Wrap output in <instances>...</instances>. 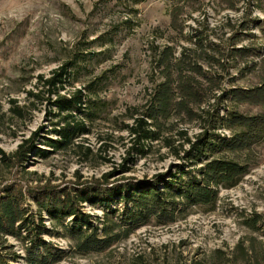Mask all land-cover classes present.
I'll return each mask as SVG.
<instances>
[{"label":"rangeland","instance_id":"obj_1","mask_svg":"<svg viewBox=\"0 0 264 264\" xmlns=\"http://www.w3.org/2000/svg\"><path fill=\"white\" fill-rule=\"evenodd\" d=\"M218 1L180 0L184 18L181 33L188 34L192 26H197L195 19L201 21L206 15L208 26L214 28L210 38L217 42L230 33L226 17L236 22L249 11L251 17L261 19L249 28L257 36L264 56V0H233V9L224 7L227 4L219 5ZM175 2L0 0V150L11 156L32 131L42 127L45 132L52 127L45 112L46 101L27 98L26 91H39L38 76H48L53 69L73 59L75 52H79L77 62L61 93L88 87L85 93L99 105L97 110L92 106L83 118L88 132L65 148L45 157L31 153L19 168L2 161L0 153L1 185L14 180L23 189L46 182L66 185L76 181L78 175L80 180H88L110 171H115L111 181L149 178L179 162L162 138L151 142L146 156L123 161L130 145L125 125L132 122L135 109L141 110L153 85L160 81L158 70L154 69L151 44L168 43L175 47L176 53L182 45L191 46L189 40L170 26L168 9ZM250 40L240 38L237 44H248ZM230 72L237 75L234 69ZM247 77L256 81L253 75ZM249 79L237 78L234 82L224 79L222 86H245ZM17 106L22 109L21 116L13 110ZM240 109L258 110L251 106ZM170 123L175 121L172 119L163 126L161 137H168L175 146L178 143L175 133L180 126L174 125L170 130ZM185 126L191 137L199 131L194 122ZM251 154L258 164L238 185L219 190L213 210L188 208L176 212L175 219L167 224L152 218L105 249L86 254L77 253L69 236L61 228H54L51 234L43 235L59 255L53 264H227L235 244L240 239L244 244L249 242L250 231L242 216L252 210L264 212V141ZM122 163L129 169L122 172L119 166ZM28 202L35 212L32 199L28 198ZM82 210L106 220L101 208L84 204ZM42 216L45 225L52 229V222L44 212ZM123 233L124 229L120 234ZM6 245L11 253L19 255L11 264H26L21 242L8 237Z\"/></svg>","mask_w":264,"mask_h":264},{"label":"trees","instance_id":"obj_2","mask_svg":"<svg viewBox=\"0 0 264 264\" xmlns=\"http://www.w3.org/2000/svg\"><path fill=\"white\" fill-rule=\"evenodd\" d=\"M179 3L176 0L168 9L170 26L191 46L182 45L176 53L168 43L151 44L160 81L153 85L141 110L135 109L132 122L125 125L130 145L123 160L126 163L135 156H146L151 142L162 138L179 162L149 178L111 181L115 171H110L88 180H80L78 175L76 181L66 185L46 182L23 189L15 180L0 184V264H11L19 257L8 249V237L23 244L26 264H53L59 255L43 235L51 234L56 227L69 236L77 253L86 254L105 249L152 218L167 224L175 219L176 212L188 208L213 210L219 190L235 187L258 164L251 153L264 141V56L249 26L259 24L261 19L251 17L249 11L236 22L226 17L230 33L216 42L210 38L214 28L208 26L206 15L201 21L195 19L197 26H192L188 34L181 33L184 18ZM218 4H227L224 7L229 9L235 6L233 0H219ZM240 38L251 40L238 45ZM78 53L48 76L39 75V91H26L27 98L46 101L45 112L52 127L45 132L42 127L32 131L11 156L0 150L1 160L10 167H23L31 153L45 157L88 132L83 118L92 106L99 109L85 93L89 88L61 93ZM232 69L238 76L232 75ZM252 75L255 82L247 77ZM237 78L249 79V84L222 86L224 79L234 82ZM242 106L258 110L248 112L241 110ZM15 108L21 116V107ZM172 119L175 123L168 129L180 126L175 146L168 137H161L163 126ZM191 122L199 127L192 137L185 126ZM38 139L40 143H36ZM124 163L119 165L122 172L129 169ZM28 198L36 206L35 212ZM84 204L101 208L106 220L84 212ZM118 204L121 207L114 206ZM43 212L52 229L45 225ZM242 222L250 231L249 242L244 244L240 239L230 250L227 264H264V212L252 210L242 216ZM259 235L262 238L258 240Z\"/></svg>","mask_w":264,"mask_h":264}]
</instances>
